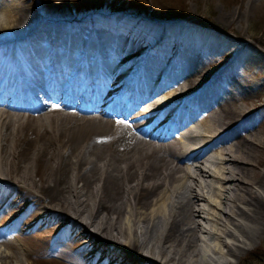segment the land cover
<instances>
[{
	"label": "bare ground",
	"instance_id": "1",
	"mask_svg": "<svg viewBox=\"0 0 264 264\" xmlns=\"http://www.w3.org/2000/svg\"><path fill=\"white\" fill-rule=\"evenodd\" d=\"M70 10L65 0H0V232L41 247L58 238L89 264H231L264 231L261 103L244 106L192 56L162 62L88 31ZM235 13L219 18L232 24ZM92 70L105 86L75 81ZM202 203L216 230L203 228ZM31 212L46 224L33 235L16 221ZM4 245L19 264L33 255Z\"/></svg>",
	"mask_w": 264,
	"mask_h": 264
},
{
	"label": "rangeland",
	"instance_id": "2",
	"mask_svg": "<svg viewBox=\"0 0 264 264\" xmlns=\"http://www.w3.org/2000/svg\"><path fill=\"white\" fill-rule=\"evenodd\" d=\"M113 1L65 0L71 9V16L90 32H101L112 38L119 36L138 43L146 50L152 48L153 58L158 57L157 60L162 62L170 52L177 55L180 51V56H192L202 67L217 70L221 75L219 86L236 88L244 106L261 103L262 111L253 124L259 125L260 121H264V0ZM230 12H240L239 15L235 13L236 19L232 24L219 18V14ZM218 91L221 92V89ZM260 129L264 139V126ZM208 181L213 182L211 179ZM204 193L213 205L219 202L218 196L212 195L208 189H204ZM201 207L205 211L202 215L204 220L200 218L203 228L207 231L219 228L205 221L212 218L215 212L210 204L202 203ZM22 210H13V216L16 217V213ZM16 221L24 224L31 235L46 226L43 218L32 212L18 217ZM226 226L232 228L231 225ZM44 230L47 232L48 229ZM16 232L12 227L0 232V252L15 257L13 261L7 259L8 262L19 264L21 256L19 251L5 246L6 241L30 248L33 255L23 264H89L85 254L73 244L60 242L54 237L51 243L41 247L25 240V236L15 237ZM261 234L258 242L248 246L239 258H232L231 264H241L258 249L264 251V231ZM201 235L208 244L215 245L206 233ZM2 260L0 257V264Z\"/></svg>",
	"mask_w": 264,
	"mask_h": 264
},
{
	"label": "trees",
	"instance_id": "3",
	"mask_svg": "<svg viewBox=\"0 0 264 264\" xmlns=\"http://www.w3.org/2000/svg\"><path fill=\"white\" fill-rule=\"evenodd\" d=\"M248 256L241 264H264V251L262 249H258Z\"/></svg>",
	"mask_w": 264,
	"mask_h": 264
},
{
	"label": "snow or ice",
	"instance_id": "4",
	"mask_svg": "<svg viewBox=\"0 0 264 264\" xmlns=\"http://www.w3.org/2000/svg\"><path fill=\"white\" fill-rule=\"evenodd\" d=\"M54 107H56V106L54 105Z\"/></svg>",
	"mask_w": 264,
	"mask_h": 264
}]
</instances>
